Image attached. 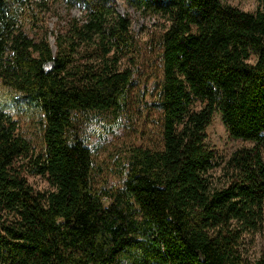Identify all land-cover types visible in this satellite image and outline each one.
Returning a JSON list of instances; mask_svg holds the SVG:
<instances>
[{
  "label": "trees",
  "instance_id": "trees-1",
  "mask_svg": "<svg viewBox=\"0 0 264 264\" xmlns=\"http://www.w3.org/2000/svg\"><path fill=\"white\" fill-rule=\"evenodd\" d=\"M53 1L0 0V82L42 112L35 150L0 105V264H264L241 252L264 223V10L123 0L167 22L147 109L156 135L130 148L120 185L104 188L86 135L142 101L122 66L138 39L115 0H62L52 51L43 24ZM215 112L250 142L223 163L206 141Z\"/></svg>",
  "mask_w": 264,
  "mask_h": 264
},
{
  "label": "rangeland",
  "instance_id": "rangeland-1",
  "mask_svg": "<svg viewBox=\"0 0 264 264\" xmlns=\"http://www.w3.org/2000/svg\"><path fill=\"white\" fill-rule=\"evenodd\" d=\"M221 2L245 11H253L256 8L264 10V0H221ZM114 9L121 15H129L131 31L138 39L133 62L128 64L123 62L122 66L129 67L133 72V100L142 101L135 104L136 108L138 105L139 110L131 108L127 113L122 114L120 119L114 118L110 113L101 115V119H98L99 121L87 131L86 143L92 151L95 171L94 185L104 188H116L120 185L130 148L144 145L155 138L156 134L151 133L154 130L152 126L154 117L147 109L156 98L157 84L161 76L157 38L167 25L163 18L142 14L123 0H115ZM67 13L65 2L54 0L51 12L45 18L43 25L47 29V40L52 51H55L54 35L58 19ZM69 13L72 17L81 18V9L78 6L72 7ZM0 105L16 120L18 132L29 139L35 150H39L42 124L40 109L26 97L3 86L1 82ZM205 132L208 145L214 150L216 159L221 163L236 148L250 145V142L228 134L218 112L213 114ZM27 179L38 190L49 187L48 183L38 176L27 175ZM241 252L250 261L264 257V223L260 231L244 234Z\"/></svg>",
  "mask_w": 264,
  "mask_h": 264
}]
</instances>
